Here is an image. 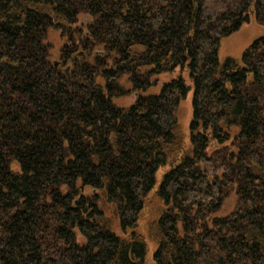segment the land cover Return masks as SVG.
<instances>
[{
	"label": "trees",
	"instance_id": "16d2710c",
	"mask_svg": "<svg viewBox=\"0 0 264 264\" xmlns=\"http://www.w3.org/2000/svg\"><path fill=\"white\" fill-rule=\"evenodd\" d=\"M251 15L264 25V0H0V264H147L151 194L156 264H264V36L219 60ZM177 67L188 148L185 79L144 93Z\"/></svg>",
	"mask_w": 264,
	"mask_h": 264
},
{
	"label": "rangeland",
	"instance_id": "374dc122",
	"mask_svg": "<svg viewBox=\"0 0 264 264\" xmlns=\"http://www.w3.org/2000/svg\"><path fill=\"white\" fill-rule=\"evenodd\" d=\"M90 16L86 14H81L78 17L77 23L74 25L78 27L82 24V26H86L90 22ZM264 36V25L261 24L253 15H251L250 20L246 21L242 24L239 30L228 35L223 36L220 41L219 48V60L220 62H224L227 58L233 57L242 60L244 52L252 45V43ZM47 41L51 44V59L59 60V53L63 47V44L66 42L67 37L62 36L60 30L50 29L47 36ZM182 76L185 79L186 84L189 87L187 96L184 97L179 105L177 116L183 127L184 135H185V147L188 148L190 145V135H191V121L193 119V98H194V82L188 71V69H182L181 67H177L173 71L164 72L152 77V82L154 84L150 86L145 94H156L160 92L163 83L170 82L171 80ZM122 83L126 88H130V83L126 78L122 79ZM119 105H129L135 101L134 95L125 96L115 100ZM169 163L167 166L161 167L157 174V184L160 183L163 174L170 169ZM157 186V185H156ZM87 191H91L90 188H87ZM236 197L232 195L229 199H227L226 204L220 214H225L229 212L235 203ZM99 206L104 212L105 216L110 221L114 230L124 235V232L121 230L119 226V219L115 216L113 210L114 206L107 202L106 197L102 192H100ZM158 207H161L160 202L154 197L153 194L149 196L146 201V205L142 214L140 216L139 225L137 227V231L144 234L148 244V252L146 256L147 264H156L154 259V253L157 249V245L154 241L150 239L147 235V223L154 217L155 210ZM81 241H84L82 237H80Z\"/></svg>",
	"mask_w": 264,
	"mask_h": 264
},
{
	"label": "water",
	"instance_id": "95a60500",
	"mask_svg": "<svg viewBox=\"0 0 264 264\" xmlns=\"http://www.w3.org/2000/svg\"><path fill=\"white\" fill-rule=\"evenodd\" d=\"M82 54V53H81ZM78 55H80V54H77L75 57H77Z\"/></svg>",
	"mask_w": 264,
	"mask_h": 264
}]
</instances>
